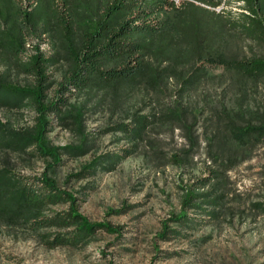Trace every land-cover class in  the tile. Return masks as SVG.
Wrapping results in <instances>:
<instances>
[{"label":"trees","instance_id":"trees-1","mask_svg":"<svg viewBox=\"0 0 264 264\" xmlns=\"http://www.w3.org/2000/svg\"><path fill=\"white\" fill-rule=\"evenodd\" d=\"M194 1L212 9L222 4V0ZM195 2L175 9L172 0H36L35 5L28 6L21 0H0V62L4 65L0 72V105L21 108L29 102L36 112L34 124L20 129L0 121V218L22 220L38 232L48 248L84 243L100 229L121 233V225L92 222L78 212L76 198L60 188L54 176L62 155L81 156L94 146V137L90 141L83 129L89 111L119 109L121 118L100 132L119 134L118 139H125L128 146L94 156L78 171L68 174L66 181L115 170L146 140L148 131L160 125L179 128L187 141L186 149L174 153L171 161L180 165L192 160L200 147L193 126L205 105L198 108L176 102L160 112L149 113H141L132 105L124 110L120 106H125L135 89H158L163 80L175 74V64L197 58L200 60L192 70H200L198 63L205 57L247 76L230 78L231 84L235 81L241 86L240 91L247 81L264 78V55L238 58L221 51L230 43L240 47L246 39L264 45V0H244L249 14L237 19ZM32 35L49 38L53 52L46 55L39 45L29 46ZM182 45L186 46L184 51ZM29 47L33 54H28ZM26 55L28 59L24 60ZM162 62L167 65L158 67ZM60 65L63 77L56 82L48 68ZM15 69L25 72L32 82H11L9 77ZM202 74L192 71L180 79L192 85ZM54 84L57 88L51 97L48 90ZM74 95L78 99L72 101ZM239 96L235 106L219 102L205 117L201 134L213 165L209 163L207 175L186 189L180 210L163 222L158 235L162 240L181 233L177 228L194 222L193 217L217 219L226 206V173L250 159L252 150L264 141V109H245L241 104L245 93ZM246 113L250 120L244 117ZM50 116L59 119L65 128L74 125L79 143L52 145L47 138ZM31 157L45 162L38 176L22 175L11 163V158L29 161ZM63 203H68L67 209L49 211L51 206ZM253 206L264 213V201L253 202ZM125 207L111 212L124 213Z\"/></svg>","mask_w":264,"mask_h":264},{"label":"rangeland","instance_id":"rangeland-1","mask_svg":"<svg viewBox=\"0 0 264 264\" xmlns=\"http://www.w3.org/2000/svg\"><path fill=\"white\" fill-rule=\"evenodd\" d=\"M22 2L27 6L29 3L36 4V0ZM173 2L175 9H183L187 3L195 1ZM195 3L224 17L237 19L241 14H249L244 5L239 6L231 0H222V4L215 9ZM29 43V46L39 45L46 55L53 52L47 37L32 35ZM182 47L184 51L186 46ZM221 51L226 56L233 54L238 58L262 56L264 45L246 39L240 47L230 43ZM33 53V48L29 47L28 54ZM27 59L26 55L24 60ZM199 60L197 58L176 66L172 63L175 74L163 80L158 89H135L127 98L125 106H120L124 110L132 105L140 109L141 113H149L152 110L160 112L176 102L198 108L205 105L193 126L199 136L200 147L190 162L177 165L171 161L174 153L186 149L187 141L179 128L174 127L172 130L168 125H160L151 128L146 140L133 154L123 159L115 170L99 172L78 181H66L68 174L78 171L94 156L128 146L125 139H118L119 134L100 132V129L121 118L119 109L112 112L113 108H107L89 111L85 115L83 129L89 140L94 137L92 149L81 156L62 155V162L55 167L54 176L60 188L76 198L74 205L78 212L92 222L121 225V233L100 229L84 243L48 248L41 242L38 232L22 220L10 222L0 218V264H264V213H258L253 206V202L264 201V141L252 150L250 159L235 165L226 173V206L217 219L193 217L196 219L194 222L177 228L181 233L173 234L168 240L158 236L163 222L180 210L181 198L186 189L207 175L206 166L209 163L213 165L207 158L201 134L211 107L219 102L228 107L235 106L239 94L245 93L241 101L245 109L254 112L264 109V78L247 81L240 91L241 86L235 81L231 84L230 78L247 76L205 57L202 63H198L201 69L192 70ZM165 65L167 63L162 62L158 67ZM3 68L0 62V72ZM192 71L203 74L197 76L198 80L192 85L181 81V77H186ZM48 72L52 79L59 82L63 77V66L50 67ZM9 79L17 85L32 82L31 77L19 69H15ZM56 88L54 84L48 90V95L53 97ZM76 99L78 95L71 97L72 101ZM35 116L36 112L29 102L21 108L0 105V121L13 129L33 125ZM244 117L246 120L251 119L247 113ZM50 119L47 138L52 145L79 143L80 136L74 125L65 128L55 116H50ZM236 120L242 121L241 118ZM11 159L17 172L30 177L38 176L45 165L40 157L28 158L29 161ZM126 205L128 207H125L124 213L111 212L123 209ZM67 207L68 203L58 204L51 206L49 211ZM188 213L193 214V211L189 210ZM169 224L173 226L172 222Z\"/></svg>","mask_w":264,"mask_h":264},{"label":"bare ground","instance_id":"bare-ground-1","mask_svg":"<svg viewBox=\"0 0 264 264\" xmlns=\"http://www.w3.org/2000/svg\"><path fill=\"white\" fill-rule=\"evenodd\" d=\"M21 1H25V0H21ZM33 1H35V0H33ZM231 1H233L234 4H238L239 6H243V5H245L244 0H231ZM22 3H23V2H22ZM245 12L248 13L247 11H245Z\"/></svg>","mask_w":264,"mask_h":264},{"label":"built area","instance_id":"built-area-1","mask_svg":"<svg viewBox=\"0 0 264 264\" xmlns=\"http://www.w3.org/2000/svg\"><path fill=\"white\" fill-rule=\"evenodd\" d=\"M173 1V0H172Z\"/></svg>","mask_w":264,"mask_h":264}]
</instances>
